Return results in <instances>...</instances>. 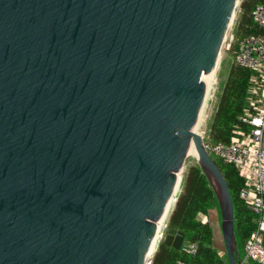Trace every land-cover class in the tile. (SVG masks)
<instances>
[{
    "label": "water",
    "instance_id": "obj_1",
    "mask_svg": "<svg viewBox=\"0 0 264 264\" xmlns=\"http://www.w3.org/2000/svg\"><path fill=\"white\" fill-rule=\"evenodd\" d=\"M238 2L0 0V264H152L193 146L240 264L194 131Z\"/></svg>",
    "mask_w": 264,
    "mask_h": 264
},
{
    "label": "trees",
    "instance_id": "obj_2",
    "mask_svg": "<svg viewBox=\"0 0 264 264\" xmlns=\"http://www.w3.org/2000/svg\"><path fill=\"white\" fill-rule=\"evenodd\" d=\"M264 0H243L241 18L231 43L236 55L241 41L248 35H264L251 18V12ZM236 57V56H235ZM252 73L236 63L231 64L229 76L220 96L219 104L209 127V139L213 143L229 142L233 127L239 122L245 107ZM213 161L220 168L231 193L235 214V236L239 250L238 260L243 257L247 239L257 227V217L240 198L243 180L238 171L216 157ZM183 190L171 213L168 228L158 245L152 264H229L227 253L220 254L214 247V234L210 224L202 222L213 210L221 211L219 202L206 175L199 165L191 166L183 179ZM193 246L195 252H189ZM246 264H258L249 261Z\"/></svg>",
    "mask_w": 264,
    "mask_h": 264
},
{
    "label": "built area",
    "instance_id": "obj_3",
    "mask_svg": "<svg viewBox=\"0 0 264 264\" xmlns=\"http://www.w3.org/2000/svg\"><path fill=\"white\" fill-rule=\"evenodd\" d=\"M251 18L264 30V4L254 7ZM236 63L252 73L240 120L233 127L229 142L213 143L209 137H202L211 157L238 171L243 180L240 198L257 217V227L247 239L245 253L238 261L264 264V35L246 36L240 43ZM202 222L209 220L204 216ZM188 248L189 252H195L193 246Z\"/></svg>",
    "mask_w": 264,
    "mask_h": 264
},
{
    "label": "rangeland",
    "instance_id": "obj_4",
    "mask_svg": "<svg viewBox=\"0 0 264 264\" xmlns=\"http://www.w3.org/2000/svg\"><path fill=\"white\" fill-rule=\"evenodd\" d=\"M242 1L243 0H239V2H238V5H237L236 11H235L234 19H233V21H232V23L228 29L226 39L223 43L222 50L220 52V58H219L218 65L216 67V71H215V75H214L215 82L209 88V93H208L207 99L205 101V104L203 106L199 122L195 127L196 132L198 134H200L201 136H204L205 138H207L209 136V127H210L213 115L215 114V111H216L217 106L219 104V100H220V96L222 94L223 88H224L225 83L228 79L231 64L235 63V58H236L235 56L236 55L234 54V52H232V48L231 47L229 48L228 45L229 44L231 45V43H232V41L236 35V29L238 28V24H239V21L241 18L240 5H241ZM194 165H198L197 158L195 155H190L187 158L185 165H184L183 172L181 173L182 182H181L180 187L176 193V198H175L174 202L172 203L170 212H169L168 216L166 217V220L163 221L159 225V227L161 229L159 228L160 233H159V237L157 238V241H156V250H157V246L158 245L160 246V243L163 239V236L167 231L170 216H171V213L173 212V209H174L175 204L177 202L176 200L178 198V195L183 190L182 184H183L184 176L187 173V171L190 169V167L194 166ZM200 217H202V216H200ZM210 217H211L210 224H211L213 234H214V247L220 251V254H226L220 215L217 216L218 221H216L214 217H212V216H210ZM156 253L157 252H155L153 254V256L150 258V260H152L154 258V255ZM244 253H245V250L243 249L242 254L244 255ZM149 264H150V262H149Z\"/></svg>",
    "mask_w": 264,
    "mask_h": 264
},
{
    "label": "bare ground",
    "instance_id": "obj_5",
    "mask_svg": "<svg viewBox=\"0 0 264 264\" xmlns=\"http://www.w3.org/2000/svg\"><path fill=\"white\" fill-rule=\"evenodd\" d=\"M215 71H216V70H215ZM215 71H214L213 73L207 75V77L205 78V81L209 82V86H208V88H207V93H206V99H207V96H208V93H209V88H210V87L213 85V83L215 82V80H214ZM194 131H196V130L194 129ZM191 153H192V155H195V154H194V153H195L194 146H193L192 149H191ZM179 177L181 178L180 174H179ZM179 187H180V185H179V186L177 185L176 193H177ZM175 198H176V196H174V197L171 199V201L169 202V204H168V206H167V209H166V212H165L163 218L161 219V221L159 222L158 226H159L163 221L166 220V217L168 216V214H169V212H170V209H171L172 203L174 202ZM159 228H160V227H159ZM160 229H161V228H160ZM159 233H160V231L158 230V233H157V235H156V237H155V239H154V241H153V243H152V245H151V249H150L151 256H150V258L153 256V254H154L155 251H156V241H157V238L159 237ZM157 247H158V246H157ZM149 262H150V261H149ZM149 262H148V264H149Z\"/></svg>",
    "mask_w": 264,
    "mask_h": 264
},
{
    "label": "crops",
    "instance_id": "obj_6",
    "mask_svg": "<svg viewBox=\"0 0 264 264\" xmlns=\"http://www.w3.org/2000/svg\"><path fill=\"white\" fill-rule=\"evenodd\" d=\"M218 214H219V213H218L217 210H213V211L211 212V214H210L209 216H206V217H207V219H208L209 221H211V217H210V216L214 217L215 220L218 221V218H217V216H219ZM202 219H204V216H202Z\"/></svg>",
    "mask_w": 264,
    "mask_h": 264
}]
</instances>
